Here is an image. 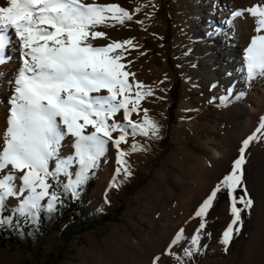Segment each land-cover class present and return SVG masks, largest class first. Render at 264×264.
Here are the masks:
<instances>
[{
  "label": "rangeland",
  "instance_id": "rangeland-1",
  "mask_svg": "<svg viewBox=\"0 0 264 264\" xmlns=\"http://www.w3.org/2000/svg\"><path fill=\"white\" fill-rule=\"evenodd\" d=\"M125 2L122 7L130 12L133 19L123 25L116 23L114 27H102L118 31V39L110 42L132 39L137 45L124 53L123 63L126 70L135 73L137 81L151 86L154 94L141 101L140 109L133 112L130 119L142 123L143 110L147 109L149 118L159 126L158 138L151 134L133 137L128 128L127 142L122 143L120 148L128 151L136 143L143 149L128 151L125 157L130 165V176L126 177L121 171L115 177L117 186L110 187L118 165L117 149L109 141L105 156L93 172L94 186L85 198H74L71 191L63 194L57 189H50L57 193L60 200L68 202V208L58 212L55 219H50L52 213H48V225L39 220L28 222L20 216L15 232L11 230L14 223L0 227V264H54L66 256L73 263L72 245H84L88 241L81 234L83 230L79 231L82 227L80 220L99 213L93 212L94 209H100L108 216L103 221L97 216L92 226L84 228L88 230L99 224L93 238L100 245L109 244L107 257L112 256L113 264H153L155 257L160 258L157 264H264V225L260 228V209L264 199L257 179L264 170V131L256 133L260 138L253 140L245 151L243 181L235 195L243 196L246 190L253 205L243 211L242 221L237 225L239 233L233 235L225 250L221 236L233 217L231 200L224 189L217 194L213 206L203 218L206 226L201 232L200 245L191 256L184 253L185 248L193 247L191 237L201 222L200 217L194 216L196 210L231 171L233 161L240 155L242 141L247 138L242 136L243 128L237 126L233 111L245 105L253 106L256 102L263 103L261 111L254 117L253 133L259 127L261 117H264V76L249 80L244 61L245 49L251 38L264 34V31L255 32V20H252L253 24L248 27V39L240 47L231 40L234 36L232 28L220 25L218 20L221 11L230 13L232 7L239 10L248 8L250 0ZM244 15L250 16L248 13ZM16 45L19 47L18 43ZM8 49L6 54L10 57ZM15 60L21 62L18 49ZM12 65L13 60L0 65V87H5L10 93L13 90L8 83V75ZM226 77L240 84V90L235 92L239 98L235 101L228 98V102L222 105L220 97L227 96L229 90L227 85L221 84ZM129 81L132 82V77ZM134 92L135 85L133 96ZM100 94L107 95V92ZM2 97L0 106L5 109L8 98L5 95ZM161 102L162 117L157 116L155 109L156 104ZM184 102L189 103L191 108L184 111L188 113L185 117L189 120L183 121L186 125L181 128L179 118L184 113L180 106ZM155 116L158 119L155 120ZM113 119L127 124L123 119V110ZM85 131L93 129L90 127ZM120 134L119 131L112 133L114 139ZM231 136H237L238 143L234 145L233 138L230 141ZM73 143L71 136L62 141V158L74 155ZM213 150L220 153L219 157L216 158ZM54 167L55 161H51L50 170ZM77 169L78 165L73 164L69 168L73 175L60 174L58 182L68 184L70 179L74 180ZM9 171L17 177L22 174L12 170L11 166L4 174ZM14 183L19 187L21 181L16 179ZM100 191L104 192V200L98 198ZM23 195H27V191ZM20 198H7L6 207L0 209V217H7L6 214L19 204ZM260 199L262 204H259ZM47 200V197L42 200L41 205L46 206ZM237 206L243 207L239 203ZM8 215L11 217V214ZM71 222L75 223L79 232L74 231L68 236L66 232ZM181 228L184 229V238L171 249L175 255L165 254ZM14 235L19 242L13 240ZM115 255H119L120 259H116Z\"/></svg>",
  "mask_w": 264,
  "mask_h": 264
},
{
  "label": "snow or ice",
  "instance_id": "snow-or-ice-1",
  "mask_svg": "<svg viewBox=\"0 0 264 264\" xmlns=\"http://www.w3.org/2000/svg\"><path fill=\"white\" fill-rule=\"evenodd\" d=\"M244 13L254 18L255 32L264 31V4L233 11L231 16L236 18ZM132 19L130 12L119 4H101L97 0H5L4 5H0V65L10 62L11 57L6 53L14 43L19 45L21 61L15 77L8 81L13 94L8 101V126L0 151V209L6 207L7 198L22 197L14 211L27 220L38 222V214L43 209L52 213L60 202L57 193L50 191L49 178L56 180L60 174L72 176L69 168L77 164L75 179L63 186L77 198V190L98 168L111 141L117 149L118 167L110 187L117 186L115 177L121 171L126 177L132 174L125 159L128 151L143 150L136 143L128 151L120 148L127 142L128 128L133 137L151 134L158 138L159 126L148 117L147 109L143 110L142 123L130 119L131 114L138 111L141 101L154 94L151 86L137 81L135 73L126 70L122 63L124 53L137 45L132 39L112 41L105 46L92 43L107 36L96 30L98 26L114 27L116 23L123 25ZM244 61L249 80L264 76V34L251 38ZM102 91L107 95L100 94ZM228 91L231 93V89ZM220 102L226 104L228 96H221ZM121 110L127 124L113 119ZM89 126L93 131L86 132ZM116 131L121 134L114 139L112 133ZM262 131L264 117L256 131L242 141L240 155L233 161L231 171L196 210L194 216L200 217L201 222L191 237L193 247L184 249L186 255L191 256L200 245L201 232L206 226L203 218L217 194L224 189L231 200L233 217L221 236L225 250L233 235L239 233L237 225L242 221V213L252 207L253 201L246 190L240 197L235 192L243 181L245 151L253 140L260 138L256 133ZM66 136L74 138L75 152L62 158L60 150ZM51 161H55V167L50 170ZM9 166L22 174L19 177L12 171L4 174ZM16 179L21 181L19 187L14 183ZM25 191L27 195H23ZM46 197V206L41 205ZM105 202L109 201L106 199ZM238 203L243 207H238ZM11 223V217H0V227ZM183 238L184 229L181 228L165 254L175 255L171 249ZM159 259L155 257L153 264Z\"/></svg>",
  "mask_w": 264,
  "mask_h": 264
},
{
  "label": "bare ground",
  "instance_id": "bare-ground-1",
  "mask_svg": "<svg viewBox=\"0 0 264 264\" xmlns=\"http://www.w3.org/2000/svg\"><path fill=\"white\" fill-rule=\"evenodd\" d=\"M89 2H90V0H89ZM97 2L101 3V4L117 3L120 6H123V5L126 4L125 0H97ZM4 3H5V0H0V5H4ZM256 4H264V0H250V3L248 4V8L253 6V5H256ZM243 5H245V4H243ZM236 10H239V9H237L236 7H232L231 10H230V13H226L225 11H221L219 13L218 20H219V24L220 25H224L225 27H231L232 28V30L234 31V36L231 39L232 42L235 43V45L237 43L238 46L243 47V45L245 44V42L248 39V35H247L248 34V27L251 24H253L251 22H252V20H254V18L250 14H249L250 15L249 17L244 15L245 13L242 16H240V17L233 18L231 16V13L233 11H236ZM253 25L256 27L255 24H253ZM96 30L105 32L107 34V36H106V38L105 37H101V38H97V39L93 40L92 43L95 46H105L106 43L107 44L110 43V40L118 39L117 36H116L117 35L116 32H118V31H116L114 29L111 30V28H104L102 26H98L96 28ZM9 48H10V50L8 49L9 50V54H10L11 60H13L14 65L11 66V70H10V74L8 75V78H10V80H12L15 77L16 72H17L18 68L21 65V62L15 60L16 51H17V49H19V47L16 45V43L11 45ZM123 62L124 61L122 60V63ZM2 76L6 77L5 74H2ZM235 81L236 80H232L230 77H226V78H224L222 80V83H221L222 86H226L227 85L229 87V89H231V93H229V91L227 90L228 91V93H227L228 95L227 96H228L229 100L233 99L234 101L237 98H239L237 95H235V92L240 90V84L236 83ZM12 94H13V92H11V93L8 92L5 89V87H2V88L0 87V100H2V98H3L2 96H4V95L7 96V98H8L6 100L5 109H3L0 106V151L3 150V138H4L3 134H4V132H5L6 128H7V126H8L7 125V119H8V116H9V109H10V104L8 103V101L10 100ZM261 104H263V103L260 101V102L253 103V106H251V105H249V106L247 105L246 106L245 105L243 108H239V109H236V110L233 111V114L235 115L234 120L236 121L237 126L239 125V126H241V128H243L242 129V132H244L243 135H242L243 137L244 136L248 137V136L253 134L252 130H254V127H255L254 126V117H255V115L257 113H259L261 111L260 110L261 109L260 107H262ZM189 108H191V107H190L189 103H187V102L182 103L181 106H180L181 111H183V113H184L179 118L181 120V123H180V127L181 128L184 127V125H186L183 121L189 120V119H187L185 117V116H187L186 114H188V113L184 112L185 110H189ZM155 109H156V113L158 114L157 116H161L162 117V115H163V113H162V102L156 104ZM141 112H143V111H141ZM154 112H155V110H154ZM156 118L157 117L155 116V120H156ZM140 119H142V118L140 117ZM188 127H189V125H188ZM89 128H90V126L88 128H86V130L89 129ZM232 128L233 127L230 126V129H232ZM231 132H229V133H231ZM231 138H233L232 143H234V145L236 143H238L239 138H237V136H231L230 137V141L232 140ZM241 138L242 137H240V140H241ZM213 153L215 154L216 158L219 157L220 153L217 150H213ZM229 165H230V163H229ZM262 169H264V168L262 167ZM257 179H258V181L260 183L261 188L263 189L262 199H264V170L261 171V174L257 177ZM262 199H260V203L259 204H262ZM261 206H262V208L260 209V228H262L263 225H264L263 224L264 205L262 204ZM263 230H264V228H263Z\"/></svg>",
  "mask_w": 264,
  "mask_h": 264
},
{
  "label": "crops",
  "instance_id": "crops-1",
  "mask_svg": "<svg viewBox=\"0 0 264 264\" xmlns=\"http://www.w3.org/2000/svg\"><path fill=\"white\" fill-rule=\"evenodd\" d=\"M99 195V196H98ZM98 198L104 200V192L100 191L98 193ZM13 210L8 212V214H12ZM93 212H102L100 209H94ZM11 216V215H10ZM99 224L96 227H92L91 229H84L81 234L87 238V242L84 245L80 244H73V255L75 261L73 263L70 262L69 258L66 256L57 263L54 264H113L112 256L107 257V251L109 249V244L107 242L103 243L102 245L98 244L96 240L93 238V234L95 231L98 230ZM125 236V234H124ZM128 237V235H127ZM127 241V240H126ZM116 259H120L119 255H115ZM52 264V263H49Z\"/></svg>",
  "mask_w": 264,
  "mask_h": 264
},
{
  "label": "trees",
  "instance_id": "trees-1",
  "mask_svg": "<svg viewBox=\"0 0 264 264\" xmlns=\"http://www.w3.org/2000/svg\"><path fill=\"white\" fill-rule=\"evenodd\" d=\"M93 172H94V170H93ZM93 172H92V174L90 175L88 181H87V182H86L81 188H79V189L77 190L78 193H79L78 197H80V198H82V199L85 198V195L87 194L88 190L94 186V182L92 181ZM49 182L52 184V188H51L52 190H53V189H57V191H61V193H63V194L66 193V190H65V188L63 187V186L66 185V184H61V183L58 182L57 179H56V180H52L51 178H49ZM67 208H68V202H67L65 199H61L60 202H59V204H57V210L54 211V212H52V216H51L50 219H55L54 217L57 216V213H58V212H60V211H61V212H62V211L64 212V211L67 210ZM14 209H15V208H13V212H12V214H11L12 223H14L13 227L11 228L12 232H15L16 228H17L18 225H19L18 220L20 219V215H19L17 212H15ZM48 213H49V212L46 210V208L43 209V210L38 214V216H39L38 220L41 221L43 224L46 223V225H48V222H47V219H46V218H47L46 215H47ZM97 214H98V215H97ZM97 214H95V215H93V216H90L89 218L84 217V218L82 219V221L80 220V222L82 223V227H79V231H80V230H81V231L84 230V229H85L84 227L88 228L89 226H92L91 223H92V221H95V218H96L97 216H99L100 218H102V219H101L102 221L105 220L106 216H108V214L103 213V212H99V213H97ZM28 222H31V221L28 220ZM44 225H45V224H44ZM14 228H15V230H14ZM74 231L79 232V231H78V228H77L76 225H75V223H74V222H71V225L69 226V229L67 230L66 233H67L68 236H69L70 233H72V232H74ZM66 233H64L63 236H64ZM13 234H14V233H13ZM13 240H14L15 242H17V241L19 242V238L16 237L15 235H14Z\"/></svg>",
  "mask_w": 264,
  "mask_h": 264
}]
</instances>
